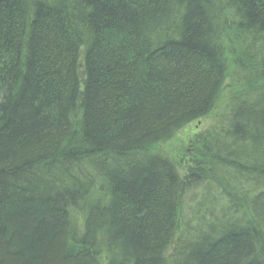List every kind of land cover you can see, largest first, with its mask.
<instances>
[{
	"label": "trees",
	"instance_id": "16d2710c",
	"mask_svg": "<svg viewBox=\"0 0 264 264\" xmlns=\"http://www.w3.org/2000/svg\"><path fill=\"white\" fill-rule=\"evenodd\" d=\"M0 264H264V0H0Z\"/></svg>",
	"mask_w": 264,
	"mask_h": 264
},
{
	"label": "rangeland",
	"instance_id": "374dc122",
	"mask_svg": "<svg viewBox=\"0 0 264 264\" xmlns=\"http://www.w3.org/2000/svg\"><path fill=\"white\" fill-rule=\"evenodd\" d=\"M230 83L231 78L227 80L224 86V90L219 97L220 100L214 106V109L210 114L203 116V118L193 120L192 123L184 126L170 141L161 145L160 151H162L165 156L169 157L171 160H174L177 163L179 173L182 176H184L186 172L188 173L193 164L192 160H194L195 156L193 141L199 135L207 133L209 130L214 129L219 122L217 121L218 116L221 113H225L226 110H224L223 107L225 101L227 100L226 97L230 92ZM196 202L194 204H196ZM208 215L209 213L207 214V216Z\"/></svg>",
	"mask_w": 264,
	"mask_h": 264
}]
</instances>
